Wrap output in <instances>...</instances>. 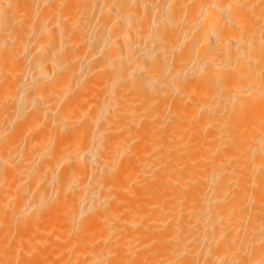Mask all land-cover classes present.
<instances>
[{
  "label": "bare ground",
  "instance_id": "bare-ground-1",
  "mask_svg": "<svg viewBox=\"0 0 264 264\" xmlns=\"http://www.w3.org/2000/svg\"><path fill=\"white\" fill-rule=\"evenodd\" d=\"M0 264H264V0H0Z\"/></svg>",
  "mask_w": 264,
  "mask_h": 264
}]
</instances>
